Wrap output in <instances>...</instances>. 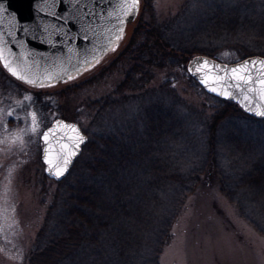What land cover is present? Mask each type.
Listing matches in <instances>:
<instances>
[{
	"label": "trees",
	"instance_id": "1",
	"mask_svg": "<svg viewBox=\"0 0 264 264\" xmlns=\"http://www.w3.org/2000/svg\"><path fill=\"white\" fill-rule=\"evenodd\" d=\"M141 9L125 47L85 83L113 68L122 74L90 106L98 110L94 132L84 131L87 143L57 182L25 264H159L187 198L211 172L264 237V118L191 76L189 87L207 96L198 105L172 79L149 86L159 71L185 73L194 57L225 64L264 57V0H183L161 20L153 0Z\"/></svg>",
	"mask_w": 264,
	"mask_h": 264
},
{
	"label": "rangeland",
	"instance_id": "2",
	"mask_svg": "<svg viewBox=\"0 0 264 264\" xmlns=\"http://www.w3.org/2000/svg\"><path fill=\"white\" fill-rule=\"evenodd\" d=\"M182 1L153 0V9L161 20L176 13ZM141 8L139 0L137 15L124 27L122 38L115 40L91 66L71 74L74 79L69 80L68 75L48 81L54 86L45 82L44 87H38L11 77L0 63V264H25L57 182L76 161L61 180L49 179L40 159L42 130L55 118H61L76 122L83 131L94 132L92 125L98 110L90 106L97 107L98 100L114 91L122 74L113 68L95 82L85 83L97 77L125 47ZM148 19L145 17V21ZM231 57V53H222L225 61ZM188 77L187 70L159 71L149 86L157 87L172 79L178 92L198 105L207 96L190 88ZM221 180L219 174H206L187 198L159 264H264V237L243 221L222 195L218 186Z\"/></svg>",
	"mask_w": 264,
	"mask_h": 264
},
{
	"label": "water",
	"instance_id": "3",
	"mask_svg": "<svg viewBox=\"0 0 264 264\" xmlns=\"http://www.w3.org/2000/svg\"><path fill=\"white\" fill-rule=\"evenodd\" d=\"M121 2L122 0H80V2L60 0L52 9L45 3V0H0V3H3L8 10L3 17H0V35L3 37V40H0V49H2L0 54L6 60L11 61L10 67L20 76L37 83L60 80L64 76L79 72L103 56L116 40L118 29L121 27L124 29L126 23L137 15L138 10L134 16L127 17L124 24L121 25L119 22ZM50 10H54L57 16L49 15ZM11 13L15 14L14 20L10 19ZM65 16L69 17L67 23L64 19H57V17ZM52 25H57L60 30L57 31ZM45 38V42L41 43L40 41ZM257 59L264 60V57H248L230 64L204 57H194L188 61L187 71L207 93L224 98L222 95L208 91L197 79V76L189 72V68L192 67L195 70V62L206 60L211 65L231 69L242 64L245 60ZM0 63L3 66L4 61L0 60ZM4 69L10 73L6 68ZM211 79L212 76H209V80ZM212 86L219 87V85ZM220 90L223 91V89ZM249 95L253 96V110L246 112L254 117L264 118V116L254 115L257 110L255 105L260 101L255 99V94ZM227 100L239 105L245 111L241 104L246 102L239 100L238 96ZM259 110H264V104H261ZM57 122L62 126L56 128L55 136L50 137L46 145L41 137ZM65 126H72L77 131L72 132ZM77 134L83 137V142L79 143L75 155H71L77 143ZM40 140V158L44 164V173L52 180L57 181L64 177L72 167L87 142V136L77 123L57 118L42 131ZM65 145L67 148L64 147ZM46 147L49 164L44 162ZM62 156L69 158L70 162L66 166L64 174L57 179L49 173L48 168L50 165L53 171L56 170L57 165L64 168Z\"/></svg>",
	"mask_w": 264,
	"mask_h": 264
},
{
	"label": "snow or ice",
	"instance_id": "4",
	"mask_svg": "<svg viewBox=\"0 0 264 264\" xmlns=\"http://www.w3.org/2000/svg\"><path fill=\"white\" fill-rule=\"evenodd\" d=\"M59 2L60 0H45V3H47L52 9H54L55 5ZM65 2H67V0H65ZM76 2H80V0H76ZM138 5H139V0H122L119 6L120 14H121L119 22L121 25L124 24L127 17L135 15L136 10H138ZM7 11L8 10L5 8L3 3H0V17H3ZM49 15L54 17L57 16L54 10H50ZM10 19L13 20L15 19L14 13L10 14ZM57 19H64L65 23H67L69 17L67 16L57 17ZM52 27L56 28L57 31L60 30L57 25H52ZM25 31H27V29H25ZM84 31H87V29H84ZM122 33H123V28L121 27L118 29L116 40L122 38ZM85 39H87V37H85ZM0 40H3L2 35H0ZM45 40L46 38L42 39L40 42L44 43ZM112 50H115V48L113 47ZM0 53H2V49H0ZM0 60L4 61L3 67L6 68L11 73L12 76L16 77V79L23 80L28 84H32L38 87L45 86L44 82L37 83L34 80H28L26 77L20 76L12 67H10L11 61L6 60L2 54H0ZM77 71H79V69H77ZM189 72H191L192 75L197 76V79L200 81V83L203 84L210 92H214L217 95H222L226 99L231 98L233 96H238L239 100L246 102L241 104V106L245 108V111L253 110L252 107L253 96L249 94H255V99L260 101V103H257L255 105L257 110L254 112V115L264 116V110H259L261 104H264V60H258V59L245 60L242 64H239L231 69L221 68L219 65H211L206 60L197 61L195 62V70H193V68L190 67ZM209 76H212L211 80H209ZM74 78L75 77L72 75L68 76L69 80ZM48 83L49 86H54L51 85L50 82ZM212 85H219V87ZM220 89H223V91H221ZM9 115H11V113H9ZM59 126L62 125H60L59 122H57L56 125H54L52 128H50L47 132L43 134L41 139L45 142L46 145L48 144L49 138L55 136L56 128ZM65 127L69 128L72 132L77 131L72 126H65ZM76 139H77V143L75 144L73 151L71 152V155H75V151L78 149L79 143L83 142V137H80L78 134ZM64 147L67 148V145H65ZM44 152H45L44 162L46 164H49V161L47 159V152H48L47 147L44 149ZM69 162H70L69 158L62 156V163L65 167L61 168L59 165H57L56 170L53 171L50 165L48 171L51 175L59 179L60 176L64 174V171L66 170V166L69 164Z\"/></svg>",
	"mask_w": 264,
	"mask_h": 264
}]
</instances>
